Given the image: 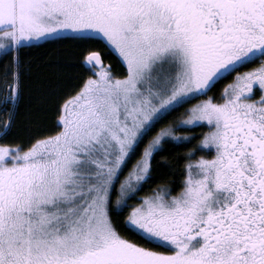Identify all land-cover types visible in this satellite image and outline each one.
I'll use <instances>...</instances> for the list:
<instances>
[{"label": "snow or ice", "instance_id": "snow-or-ice-1", "mask_svg": "<svg viewBox=\"0 0 264 264\" xmlns=\"http://www.w3.org/2000/svg\"><path fill=\"white\" fill-rule=\"evenodd\" d=\"M64 40L71 88L26 59ZM33 67L58 130L0 143V264H264V0H0V140Z\"/></svg>", "mask_w": 264, "mask_h": 264}, {"label": "trees", "instance_id": "trees-1", "mask_svg": "<svg viewBox=\"0 0 264 264\" xmlns=\"http://www.w3.org/2000/svg\"><path fill=\"white\" fill-rule=\"evenodd\" d=\"M94 50L104 51L103 44L94 41L93 42ZM27 58L31 57H39L41 60L56 58L59 57L61 62V68L59 73H52L49 71L47 65H43L40 69L39 75L45 77L46 82L51 81L55 82L59 79L60 82L66 85V87L71 88L74 85H77V82L83 78V76L88 75L89 73H83L79 66L80 61L82 60L81 49L77 47L72 41L64 40L58 43H43L39 47L31 48L26 50ZM104 62L106 64L111 65L112 72L115 74H123L125 69L119 58L112 52H107L104 57ZM243 70V69H242ZM36 69L33 67L32 74H26L25 76V87L23 90V96L19 105V110L17 114V122L15 126V134L17 139L14 141H4L0 140V143H19L21 140L27 141L29 132L36 133L38 130L47 129L48 132H44L43 134H49L50 132L56 131L54 125L55 121V111L53 107V101L49 100L48 103L39 104L36 97L37 93L35 91L34 81L36 79ZM222 82L220 85L214 89V92H218L220 88L223 86ZM213 93H209L208 95H212ZM193 103L195 101H192ZM183 109H177V112L173 113L172 116L169 117V120H173L178 117L179 113L182 112ZM164 123H167L165 121ZM163 125H158V127H162ZM204 129L199 127L197 128H179L177 132H185L192 131L194 133L199 134ZM199 139V135H197V140ZM196 140H193L191 144H177L175 141L168 139L165 143L164 150L157 154L156 159H160V156H182L183 153L187 151V148L191 147L192 144H195ZM203 152H198L197 155H202ZM155 164V161L153 162ZM179 163H183V161H179ZM178 178V177H177ZM158 182L157 180H153L152 184ZM149 185L145 186V190H148Z\"/></svg>", "mask_w": 264, "mask_h": 264}, {"label": "rangeland", "instance_id": "rangeland-1", "mask_svg": "<svg viewBox=\"0 0 264 264\" xmlns=\"http://www.w3.org/2000/svg\"><path fill=\"white\" fill-rule=\"evenodd\" d=\"M115 54V53H114ZM116 55V54H115ZM117 56V55H116ZM118 57V56H117ZM119 58V57H118ZM120 60V59H119ZM121 62V61H120ZM122 63V62H121ZM123 65V64H122ZM115 74V73H114Z\"/></svg>", "mask_w": 264, "mask_h": 264}, {"label": "flooded vegetation", "instance_id": "flooded-vegetation-1", "mask_svg": "<svg viewBox=\"0 0 264 264\" xmlns=\"http://www.w3.org/2000/svg\"><path fill=\"white\" fill-rule=\"evenodd\" d=\"M105 63V62H104ZM106 64V63H105Z\"/></svg>", "mask_w": 264, "mask_h": 264}]
</instances>
